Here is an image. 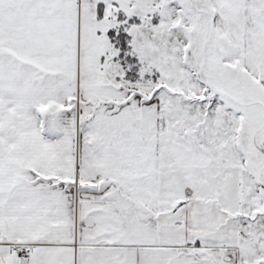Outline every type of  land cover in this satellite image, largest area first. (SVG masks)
Here are the masks:
<instances>
[{
  "label": "snow or ice",
  "instance_id": "6c2138e0",
  "mask_svg": "<svg viewBox=\"0 0 264 264\" xmlns=\"http://www.w3.org/2000/svg\"><path fill=\"white\" fill-rule=\"evenodd\" d=\"M0 264H264V0H0Z\"/></svg>",
  "mask_w": 264,
  "mask_h": 264
}]
</instances>
